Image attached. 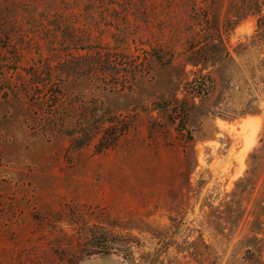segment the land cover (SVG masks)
<instances>
[{
	"label": "rangeland",
	"instance_id": "1",
	"mask_svg": "<svg viewBox=\"0 0 264 264\" xmlns=\"http://www.w3.org/2000/svg\"><path fill=\"white\" fill-rule=\"evenodd\" d=\"M260 8L0 0V264H264ZM89 110L129 123L101 152ZM91 226L126 253L81 259Z\"/></svg>",
	"mask_w": 264,
	"mask_h": 264
},
{
	"label": "trees",
	"instance_id": "2",
	"mask_svg": "<svg viewBox=\"0 0 264 264\" xmlns=\"http://www.w3.org/2000/svg\"><path fill=\"white\" fill-rule=\"evenodd\" d=\"M260 7V10L253 12L256 15L257 29L255 36L264 42V0H260ZM101 57L102 55L99 51L97 58L100 59ZM18 61L19 59L16 60V62ZM261 65L264 70V59ZM12 68H17V65L14 64ZM132 77H134V75H132ZM44 84L45 88L48 87V83ZM186 84L191 90L190 94L195 96H199L200 94L207 96L210 88H212L211 77L209 75H199ZM49 88L50 87L46 89L49 90ZM81 119L83 121L81 120L82 123L79 124V131L75 132V134H77L74 136L73 140L75 142L81 137L84 141H91L98 137L95 146L97 152H101L114 145L119 136L129 127L128 121L123 122L122 120H118L116 115L104 117V115L93 110H89ZM88 228V231L84 233L83 237V245L79 256L81 259L91 256L126 253V238L119 239L114 234L107 233V231L94 232L92 230L93 226ZM125 256H127V254Z\"/></svg>",
	"mask_w": 264,
	"mask_h": 264
},
{
	"label": "built area",
	"instance_id": "3",
	"mask_svg": "<svg viewBox=\"0 0 264 264\" xmlns=\"http://www.w3.org/2000/svg\"><path fill=\"white\" fill-rule=\"evenodd\" d=\"M186 264H197V263L192 261V260H189V261L186 262Z\"/></svg>",
	"mask_w": 264,
	"mask_h": 264
}]
</instances>
